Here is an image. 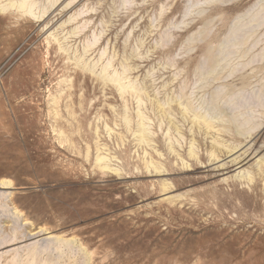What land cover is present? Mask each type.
<instances>
[{"label": "rangeland", "instance_id": "1", "mask_svg": "<svg viewBox=\"0 0 264 264\" xmlns=\"http://www.w3.org/2000/svg\"><path fill=\"white\" fill-rule=\"evenodd\" d=\"M34 11L0 9V237L12 200L24 233L48 234L0 262L61 236L75 245L33 264H264V0ZM107 63L141 92L105 81Z\"/></svg>", "mask_w": 264, "mask_h": 264}, {"label": "bare ground", "instance_id": "2", "mask_svg": "<svg viewBox=\"0 0 264 264\" xmlns=\"http://www.w3.org/2000/svg\"><path fill=\"white\" fill-rule=\"evenodd\" d=\"M36 6V0H6V3L0 4V9H6V8H13L16 10V8L24 11V13L28 14V15H31V16H34V17H37V14L39 13H36L34 11V8ZM45 9L43 8L41 10V13H44ZM14 13V12H13ZM22 14V13H21ZM40 16V15H39ZM36 19V18H35ZM95 40V39H94ZM92 43V42H90ZM89 43V44H90ZM88 46V45H87ZM61 48V47H60ZM65 50V49H64ZM68 56V55H67ZM66 57V56H65ZM75 59V58H74ZM77 59V58H76ZM70 60V59H69ZM78 62V61H77ZM109 62V61H108ZM76 64V63H75ZM111 65V63H107V64H104V66L102 67V70L101 72L104 74L102 77L104 78L105 81L107 82H111L112 84H114L118 91L120 92H125V91H131V92H134V93H137L138 91H140V89H137V87L135 88L133 86V84H131V82H126L125 80V77H122V73H118L116 71H113V72H107V69L108 67ZM124 66V65H123ZM94 67V66H93ZM126 68V67H125ZM90 70V69H89ZM94 71V70H93ZM125 71V70H124ZM124 73V72H123ZM102 78V79H103ZM70 80V79H68ZM141 92V91H140ZM139 95V94H138ZM136 96V94H135ZM55 97V96H54ZM137 97V96H136ZM141 100V99H139ZM158 102V101H157ZM163 104V102H162ZM181 106H183V109L186 111L188 110L189 108L187 107V105H183V104H180ZM190 106V105H189ZM156 109V108H155ZM165 111V110H164ZM187 112V111H186ZM162 113V112H161ZM141 114V113H140ZM137 115V114H136ZM196 120H202V124H204L206 126V128H213L214 126H212V123H209L208 120L203 116V115H200L198 113H195L194 114V117ZM141 120V119H140ZM144 120V119H143ZM199 121V122H200ZM210 121V120H209ZM139 122V121H138ZM138 124V123H137ZM128 125V124H126ZM139 128H138V132L140 134V138L142 140H145L146 139V134L145 132H147L144 124L142 122H140L139 124ZM200 126V125H199ZM129 127V126H128ZM137 127V126H136ZM202 127V126H201ZM178 128V127H177ZM138 136V135H137ZM148 136V135H147ZM140 140V139H139ZM150 141V140H149ZM252 141V140H251ZM146 142V140H145ZM190 154L192 155V151L190 150ZM100 156V155H99ZM103 156V155H102ZM104 157H99L98 160L99 161H103L104 160ZM213 157V156H211ZM194 158V157H193ZM213 159V158H212ZM96 160V159H95ZM152 161V160H151ZM218 162V161H217ZM106 163V162H105ZM150 163V162H149ZM187 163V162H186ZM106 165V164H105ZM105 165H102V166H105ZM152 165V164H151ZM184 165V164H183ZM12 182L8 179H2L0 180V188L1 189H6L8 188L9 186H11ZM13 185V184H12ZM11 195V192H5V191H0V201L2 199H7L9 196ZM12 196V195H11ZM11 199V198H10ZM12 210H13V213L12 215L14 216L15 218V221L13 222V225L12 227L10 228V233L9 234H6L5 236L3 237H0V250L1 248L3 249V247L7 246V245H13V244H18L20 243V240H24L23 241H26L25 239L27 237H33L35 235H37L38 233L40 234V232H46V230H48L47 228L46 229H43L44 227H42L41 229H39V231L35 232H32L31 230L28 231V233H24V230H22L21 228V225H20V222L19 220L22 218V211L16 206L14 205L13 203V200H12ZM9 212V211H8ZM11 215V214H10ZM12 217V216H11ZM25 221L27 219H25V217L23 218ZM24 221V222H25ZM30 222V221H28ZM26 223V222H25ZM34 225V224H33ZM49 232V231H48ZM54 232V231H53ZM7 233V231H6ZM47 233V232H46ZM48 234V233H47ZM55 234V233H54ZM58 234V233H57ZM55 234V235H57ZM50 236V235H49ZM48 236V237H49ZM45 239V238H44ZM43 240V239H41ZM35 241V240H34ZM77 241V240H76ZM47 243L45 244H38L37 242L31 246H26L25 248L19 250V248H16L12 251V257L9 261V264H33V262L36 260L37 256L41 255L43 252L45 251H48L50 250L51 248L53 249H56V250H60L62 248V246H73L75 245V240L70 238V239H67V238H64V237H53V238H50L48 239V241H46ZM83 245V244H82ZM82 245H77V248H78V251L80 250L81 252L83 253H86L87 251L82 248L81 246ZM17 247V246H16ZM3 256H0V260ZM0 264H3L2 262H0ZM41 264H53L51 262H47L46 260H43L41 262Z\"/></svg>", "mask_w": 264, "mask_h": 264}]
</instances>
